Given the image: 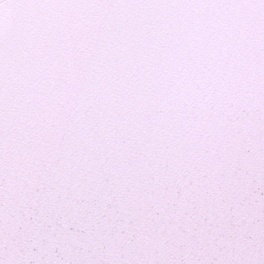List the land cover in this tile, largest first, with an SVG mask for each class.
I'll list each match as a JSON object with an SVG mask.
<instances>
[{
  "label": "snow or ice",
  "instance_id": "6c2138e0",
  "mask_svg": "<svg viewBox=\"0 0 264 264\" xmlns=\"http://www.w3.org/2000/svg\"><path fill=\"white\" fill-rule=\"evenodd\" d=\"M0 264H264V0H0Z\"/></svg>",
  "mask_w": 264,
  "mask_h": 264
}]
</instances>
